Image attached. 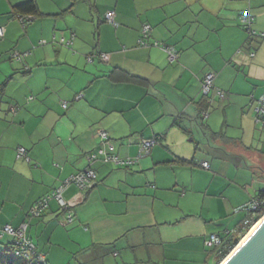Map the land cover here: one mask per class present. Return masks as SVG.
I'll list each match as a JSON object with an SVG mask.
<instances>
[{
  "label": "crops",
  "instance_id": "1",
  "mask_svg": "<svg viewBox=\"0 0 264 264\" xmlns=\"http://www.w3.org/2000/svg\"><path fill=\"white\" fill-rule=\"evenodd\" d=\"M26 1L0 0V250L10 254L4 226L27 224L48 264H218L206 239L238 230L246 214L234 210L264 192L255 112L264 94V0H35L38 18L24 27L14 8ZM246 10L256 35L242 26ZM146 24L148 41L178 60L139 46ZM153 138L150 155L131 165L104 162L134 159ZM20 147L29 161L18 158ZM91 155L95 186L72 184L63 194L69 208L52 199L31 216Z\"/></svg>",
  "mask_w": 264,
  "mask_h": 264
},
{
  "label": "built area",
  "instance_id": "2",
  "mask_svg": "<svg viewBox=\"0 0 264 264\" xmlns=\"http://www.w3.org/2000/svg\"><path fill=\"white\" fill-rule=\"evenodd\" d=\"M18 19L20 20V22L24 27L30 24L31 21L30 18L19 17ZM105 19L108 23L115 24L114 14L112 12H108L105 15ZM240 21L242 23L243 28L248 31L250 36L256 35L251 29V26L254 22V17L251 15L249 10H246L241 14ZM151 31H152V27L150 25L146 24L143 26L141 36L139 39V46L143 48L149 46L157 47L168 54L169 60L171 62L176 61L179 58V54L176 50L157 41L153 42L152 44L148 41L151 37ZM253 56L254 55L251 54V57ZM11 57L16 60H22L24 55L14 52L11 55ZM99 57L102 61H109L110 59L109 55L106 54H100ZM215 78H216V74L213 72L207 73L205 75L202 83L203 97L207 99L211 98L215 88L214 86ZM82 97H83L82 95L78 96L77 100ZM216 97H218L220 100H223L225 98V94L221 90H217ZM62 107L64 109H67L68 104L66 102H63ZM255 112H256L257 125H259L261 128L264 129V94L258 99L257 106L255 107ZM208 114H209L208 110L206 109L200 110V114H199L200 120L204 122L208 118ZM100 136L102 137L103 140H106L108 138V134L106 132L101 133ZM158 143H159V139L157 138L143 140L140 144L139 154L136 158L123 160L120 159L118 156L109 155L105 157L104 162L114 163L116 165H131L137 162L139 159L150 155L151 151L156 145H158ZM18 158L24 159L26 161L30 160L28 158L27 150L25 148L20 147L18 149ZM95 160H96V156L94 155L88 157V161L90 163H93ZM201 166L205 170L210 169V165L208 162H203ZM72 184L76 185L78 188H80L83 191L91 190L96 184V173L92 169H89L70 176L65 181H63L62 184L50 196L41 198L40 200L34 203L30 211L31 216L36 218L41 217L46 211V209L49 207V202L52 199H55L57 202H59L62 208L64 209L69 208V205L63 198V194L67 190V188ZM263 211H264V195H258L255 198L251 199L247 204L236 208L234 210V213L238 214L243 212L246 214L245 219L241 223V228L244 229L249 228V232H250L257 225V223L264 217V214L263 216H261ZM27 230H28L27 224H23L19 228H15L12 225L8 224L2 228L1 235L9 236L12 238V242L14 245L13 255L15 257L23 258L27 260L30 264H48L45 256L37 252L36 246L34 245V243H32V241L28 237ZM235 235H238V232L236 230L227 233V237L229 238L231 236L234 237ZM224 244H225V238L217 234L209 235L205 241V246L207 249H220Z\"/></svg>",
  "mask_w": 264,
  "mask_h": 264
},
{
  "label": "trees",
  "instance_id": "3",
  "mask_svg": "<svg viewBox=\"0 0 264 264\" xmlns=\"http://www.w3.org/2000/svg\"><path fill=\"white\" fill-rule=\"evenodd\" d=\"M38 15H39V9H38V5H37L35 0H29V1H26L23 3H20V4L16 5L14 8V16L17 19L19 17L30 18L31 19L30 23L35 21L38 18ZM19 61H21V60H19ZM204 99L206 101L210 100L209 98L208 99L204 98ZM199 120H200V118H199ZM103 141L108 142L109 141V135H108V138L106 140H103ZM87 160H88V158H87ZM88 163H89V166L86 169L82 170L81 172H83L85 170L92 169L91 165L93 163H90L89 161H88ZM93 171L95 172V170H93ZM96 179H97V176H96ZM260 195H264V192H262ZM263 214H264V211L262 212L261 216H263ZM261 216H260V218H261ZM256 220H259V219H256ZM236 231L238 232V235H235L234 237L231 236L230 238L226 236L225 237V244L220 249L216 250L218 252V262H217L218 264H220L237 247L239 240L248 234L249 228L244 229V228L240 227ZM8 246H9L8 251L10 252V254L4 253L3 251L0 250V264H30L27 260H25L23 258H17L13 255V250H14L13 242H11Z\"/></svg>",
  "mask_w": 264,
  "mask_h": 264
},
{
  "label": "water",
  "instance_id": "4",
  "mask_svg": "<svg viewBox=\"0 0 264 264\" xmlns=\"http://www.w3.org/2000/svg\"><path fill=\"white\" fill-rule=\"evenodd\" d=\"M248 239L238 246L220 264H264V217Z\"/></svg>",
  "mask_w": 264,
  "mask_h": 264
},
{
  "label": "bare ground",
  "instance_id": "5",
  "mask_svg": "<svg viewBox=\"0 0 264 264\" xmlns=\"http://www.w3.org/2000/svg\"><path fill=\"white\" fill-rule=\"evenodd\" d=\"M143 29V28H142ZM257 226L258 225H256L242 240H241V242L239 243L240 245L239 246H241L247 239H248V237L250 236V234L257 228Z\"/></svg>",
  "mask_w": 264,
  "mask_h": 264
},
{
  "label": "rangeland",
  "instance_id": "6",
  "mask_svg": "<svg viewBox=\"0 0 264 264\" xmlns=\"http://www.w3.org/2000/svg\"><path fill=\"white\" fill-rule=\"evenodd\" d=\"M243 238H244V237H243ZM243 238H242V239H243ZM242 239L239 240V243L241 242ZM239 243H238V244H239ZM237 246H238V245H237Z\"/></svg>",
  "mask_w": 264,
  "mask_h": 264
}]
</instances>
